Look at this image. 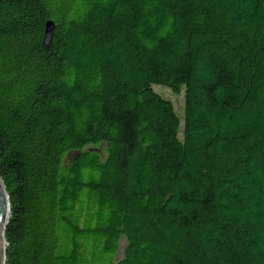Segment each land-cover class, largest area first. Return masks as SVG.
Returning a JSON list of instances; mask_svg holds the SVG:
<instances>
[{
  "label": "trees",
  "instance_id": "trees-1",
  "mask_svg": "<svg viewBox=\"0 0 264 264\" xmlns=\"http://www.w3.org/2000/svg\"><path fill=\"white\" fill-rule=\"evenodd\" d=\"M0 179L5 264H264V0H0Z\"/></svg>",
  "mask_w": 264,
  "mask_h": 264
},
{
  "label": "water",
  "instance_id": "water-1",
  "mask_svg": "<svg viewBox=\"0 0 264 264\" xmlns=\"http://www.w3.org/2000/svg\"><path fill=\"white\" fill-rule=\"evenodd\" d=\"M54 31V24L51 21L45 23L43 45L48 47L52 40V33ZM9 217V201L8 196L0 179V264H5L6 243L4 240V229L7 225Z\"/></svg>",
  "mask_w": 264,
  "mask_h": 264
},
{
  "label": "rangeland",
  "instance_id": "rangeland-1",
  "mask_svg": "<svg viewBox=\"0 0 264 264\" xmlns=\"http://www.w3.org/2000/svg\"><path fill=\"white\" fill-rule=\"evenodd\" d=\"M154 91L157 94H159L161 97H163L164 99L170 101L174 107L176 114L179 116L180 120H183L182 119L183 110H184L183 92H180L179 94H174L169 89L159 87V86H155ZM181 127H182V125H181ZM180 131H181V128H180ZM179 137H181V135H179ZM70 159H71V157H70ZM125 246H126V241L124 238H122L120 241L119 247H118V251H117L116 256H115V261H117L123 257Z\"/></svg>",
  "mask_w": 264,
  "mask_h": 264
}]
</instances>
